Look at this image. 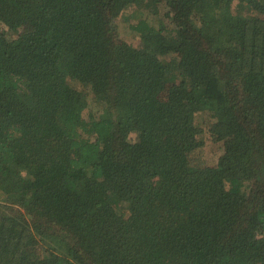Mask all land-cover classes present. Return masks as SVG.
I'll return each instance as SVG.
<instances>
[{
	"label": "trees",
	"instance_id": "obj_1",
	"mask_svg": "<svg viewBox=\"0 0 264 264\" xmlns=\"http://www.w3.org/2000/svg\"><path fill=\"white\" fill-rule=\"evenodd\" d=\"M1 25L0 264H264V0H0Z\"/></svg>",
	"mask_w": 264,
	"mask_h": 264
},
{
	"label": "rangeland",
	"instance_id": "obj_2",
	"mask_svg": "<svg viewBox=\"0 0 264 264\" xmlns=\"http://www.w3.org/2000/svg\"><path fill=\"white\" fill-rule=\"evenodd\" d=\"M125 17L126 16H124L123 18H118L115 21V30L117 32L118 39L129 41L135 44L136 46H138L140 44V41L139 39L134 40L133 34L127 30V25L125 24L124 21ZM159 18L160 19H156L155 26H158L161 21H164L166 23V20H164L162 16ZM4 30L7 31L6 27L1 25L0 32ZM20 32L21 30L18 33ZM72 85L76 89H80L79 85L75 83H72ZM86 92L88 93V100H87L88 105L87 108L84 110L83 115L84 118L88 120L93 116L94 117L99 116L101 114V110L104 109L105 106L104 104L95 101L94 96L91 93H89L88 90ZM198 122L203 123V121H200V118H198ZM201 127L203 129V133L201 135V139L203 141V147L193 155V159L197 164H201V166L215 165L221 155V147L223 144L216 142L212 138L211 134L207 130L206 125L201 124ZM132 137L134 139L133 141H135L136 136H132Z\"/></svg>",
	"mask_w": 264,
	"mask_h": 264
}]
</instances>
